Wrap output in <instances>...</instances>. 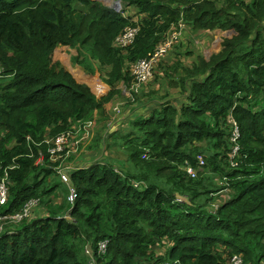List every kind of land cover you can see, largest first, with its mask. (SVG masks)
I'll use <instances>...</instances> for the list:
<instances>
[{
  "label": "trees",
  "instance_id": "trees-1",
  "mask_svg": "<svg viewBox=\"0 0 264 264\" xmlns=\"http://www.w3.org/2000/svg\"><path fill=\"white\" fill-rule=\"evenodd\" d=\"M123 2L117 12L94 0H0V218L38 199L20 222L0 220V264H88V245L95 264H264V0ZM179 23L225 31L220 50L181 52L189 41L178 35L168 52L195 59L162 58L134 88V65ZM128 26L133 41L117 47ZM59 45L89 72L100 66L105 96L51 61ZM120 83L130 94L113 100L121 120L101 125L80 157L70 203L49 141L105 116ZM107 129L126 160L92 161L113 147Z\"/></svg>",
  "mask_w": 264,
  "mask_h": 264
},
{
  "label": "built area",
  "instance_id": "built-area-1",
  "mask_svg": "<svg viewBox=\"0 0 264 264\" xmlns=\"http://www.w3.org/2000/svg\"><path fill=\"white\" fill-rule=\"evenodd\" d=\"M106 2L109 4V6L113 7L111 5L114 2L113 0ZM120 8H121V1L118 9ZM118 9L117 12H119ZM137 31H138L137 26L125 27L123 33L116 38L115 45L117 47L118 46L126 47L133 41ZM178 35H180V29L169 31L168 36L164 39L161 46H159L152 54H150L148 58L140 60L134 65L132 72L136 80V83L133 86L134 88L137 89V87L141 83H145L151 77L154 66L159 60H161L166 56L168 50L171 47L173 40L176 39ZM119 111H120L119 106L116 105L113 107V112H115V114H118ZM91 126H93V123L91 121H88L82 127L78 128L76 131H68L66 133H62L53 140L49 141V143L52 144V146H50L48 151L53 161H60L56 167V173L61 178V180L65 182L68 186V191H69L68 201L70 203H73L75 198L77 197L76 188L72 186V184L70 183V174L79 167H73L72 165L67 164L65 157L68 154L71 153L73 154L75 152H78L81 142L89 141L92 138L94 133H93V129H90ZM79 133L80 135L77 136ZM236 137H237V127L233 131L232 140L235 141ZM197 160H198L197 161L198 166H202L204 164L200 156L197 157ZM186 171L189 174L194 175V170L191 167H186ZM8 183H9L8 174L5 171L2 178L0 179V205H4L7 203ZM37 203H38V199H31L24 204V206L20 209L19 212L1 217L0 220L4 219V220H9L11 222L12 221L20 222L22 219L30 216L32 208L35 207ZM7 228L4 224L0 223V234L1 232L6 231ZM104 247H105L104 244L100 245L101 250H104ZM241 262L242 260L239 255L232 256L231 264H241Z\"/></svg>",
  "mask_w": 264,
  "mask_h": 264
},
{
  "label": "rangeland",
  "instance_id": "rangeland-1",
  "mask_svg": "<svg viewBox=\"0 0 264 264\" xmlns=\"http://www.w3.org/2000/svg\"><path fill=\"white\" fill-rule=\"evenodd\" d=\"M94 1H99L102 5L109 6V4L106 2H102L100 0H94ZM113 1H115V0H113ZM120 1H121V8L118 9L119 12H121L125 8L123 0H120ZM111 9L115 10L114 8H111ZM186 29H188V31L190 33L189 28H186ZM210 34H213V32H211ZM224 34H225V31H222L219 33L214 32V34L211 37L206 35V34H203V33L199 34L197 38H190L189 37L188 38L189 42H186L182 45L181 52H185L186 50H188V51L190 50L192 52L198 51V52H202L205 55V58H209V56L212 53H216L220 50V48H221L220 44L222 41L221 39L224 36ZM220 37H221V39H220ZM195 39H197L198 42H194ZM71 51L72 52L70 53L66 49L63 50L62 47H57L56 49L54 48L50 54V59H51V61L59 62L65 68V70L77 82L87 85L90 88V90L96 95V97L101 98L102 96H105L109 92V89H108V91H106V84L101 80V71L99 70L100 66L98 64H96L95 68L92 69L93 72H89L83 65H81L80 63L74 62V57L77 56L79 52L75 48H72ZM167 57H168V59L177 58V59L184 60V61H189V60L195 59V57H189V56L182 58L180 55L178 57H176V55L173 51H171L170 53L168 52ZM187 63L190 64L191 62H187ZM0 71H1V69H0ZM172 73L173 72H171V75H172ZM176 77L178 78L179 76H176ZM119 86H121V83ZM139 94L140 93H137L138 96H139ZM129 96H130L129 90L127 88H125V86L123 85L122 90L121 91L119 90V92L114 94L112 100H109L108 102H105L103 104V107L105 109V114H104L105 116H103L101 114L97 115L96 113H94L93 119L91 120V122L93 123V126L90 127V129H93V133H94L95 129H99L100 127H102L101 125H103L105 123L107 124V126H110L111 123L118 121V120H115L116 117L118 116V114H115V112H113V107H114V101L113 100H115V99L121 100L124 103V102H127V101H125L126 99L124 97L129 98ZM138 96L134 97V99L137 100ZM130 98L132 99L133 97H130ZM134 103L135 102H132L131 104L136 106V103L135 104ZM133 108H136V107H133ZM103 119H104V121H102ZM95 120H97L99 122L98 125H97V121H95ZM123 120H122L123 124H125V125L124 126H118L116 129V132H124L128 129L129 125H127L128 122H127L126 117H124ZM99 125H100V127H99ZM101 130H102V128H101ZM79 135H80V133L77 136H79ZM107 142L108 143L112 142V144H113V147L109 148L107 151L108 155L110 154V156H111L110 158H113L112 156L114 155L115 158H117V160H120V161L126 160L127 156L121 150H119L118 147L114 144V139L109 137ZM88 143H89V141L81 142L80 147L78 149V152H79L81 147L84 148V146L85 147L88 146L89 145ZM75 153L68 154L65 157L66 162L69 161L70 165L73 164V162L77 158L76 156H74ZM197 157H199V156H197ZM200 157L202 158L203 156H200ZM92 161H97V160L95 158H92ZM124 162H126V161H124ZM126 167H127V163L125 164L124 168H126ZM221 197L223 199H227L228 195L226 194L225 191H223ZM181 201H183V200L181 199ZM66 217L69 219V215ZM89 250H90V246L88 245L86 247V250H85L87 256L89 257L88 264H95V262H93V260L90 259V257H92V256L90 255ZM163 251H164V249L162 247H159L158 249L156 248L157 254H159Z\"/></svg>",
  "mask_w": 264,
  "mask_h": 264
},
{
  "label": "crops",
  "instance_id": "crops-1",
  "mask_svg": "<svg viewBox=\"0 0 264 264\" xmlns=\"http://www.w3.org/2000/svg\"><path fill=\"white\" fill-rule=\"evenodd\" d=\"M186 25L185 24H182V23H179V29H180V35L179 36H185V37H187V38H197L198 37V35L199 34H201V33H203V34H205V32H203V31H200V32H198L197 34L196 33H192V31L190 30V33L192 34H190L189 33V31H188V29H186L187 27H185ZM208 36H212V35H208ZM224 36H225V34H224ZM223 36V37H224ZM223 37H222V39H223ZM220 39H221V37H220ZM221 39V40H222ZM194 42H198V40L197 39H195L194 40ZM57 47H62L63 48V50H67V51H69L70 53L72 52L71 51V47L70 46H61V45H59V46H57ZM57 47H55V49L57 48ZM217 53V52H216ZM165 57H167V55L165 56ZM164 57V58H165ZM63 60V59H62ZM52 62H54V61H52ZM95 80V79H94ZM96 81V80H95ZM120 85V84H119ZM117 86L118 87V89L121 91L122 90V88H123V85H122V83H121V86ZM125 86V85H124ZM125 88H126V86H125ZM108 89H109V87L106 85V91H108ZM110 90V89H109ZM125 98V97H124ZM118 121L119 120H121V117H118V119H117ZM99 124V122L97 123V125ZM105 125H106V123H105ZM107 126V125H106ZM99 127H100V125H99ZM108 127V126H107ZM107 131H108V129L105 131V133L103 134V138L105 139V140H107V136H108V133H107ZM101 133V131H100V129H95L94 130V135H93V137H92V139L89 141V145H90V143H91V141L93 140V138H94V136H95V133ZM96 133V134H97ZM89 145L88 146H84V148H80V150H79V152H76L75 154H74V156H76L77 158L75 159V161L73 162V164H71L73 167H79V168H81V167H85L86 165H87V163L88 162H84L83 160H80V157L81 156H85V157H87V155L88 154H91L92 152H87V149H88V147H89ZM108 150H105V152L104 153H102L103 155H101V156H99V157H97V156H95V159L96 160H99V158L100 157H103L104 159L106 158V159H108V158H110L111 156H110V154L108 155V152H107ZM113 158H111V159H115V160H117V158H115V156L113 155L112 156ZM103 158H100V159H102L103 160ZM102 160H100V161H102ZM87 161H88V159H87ZM94 162V161H93ZM70 164V162L68 161L67 162V164Z\"/></svg>",
  "mask_w": 264,
  "mask_h": 264
},
{
  "label": "water",
  "instance_id": "water-1",
  "mask_svg": "<svg viewBox=\"0 0 264 264\" xmlns=\"http://www.w3.org/2000/svg\"><path fill=\"white\" fill-rule=\"evenodd\" d=\"M100 1H102V2H106V1H111V0H100ZM107 3V2H106ZM113 7H111V6H108V7H110V8H114L116 11H117V9L119 8V5H120V0H115L112 4H111ZM83 9V6L82 5H79L78 6V10H82ZM225 36H226V33H225Z\"/></svg>",
  "mask_w": 264,
  "mask_h": 264
},
{
  "label": "clouds",
  "instance_id": "clouds-1",
  "mask_svg": "<svg viewBox=\"0 0 264 264\" xmlns=\"http://www.w3.org/2000/svg\"><path fill=\"white\" fill-rule=\"evenodd\" d=\"M106 7H108V6H106ZM108 8H110V7H108ZM68 194H69V191H68ZM67 199H68V196H67Z\"/></svg>",
  "mask_w": 264,
  "mask_h": 264
}]
</instances>
